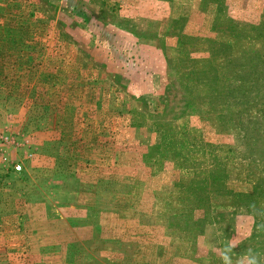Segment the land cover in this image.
<instances>
[{
    "label": "rangeland",
    "instance_id": "obj_1",
    "mask_svg": "<svg viewBox=\"0 0 264 264\" xmlns=\"http://www.w3.org/2000/svg\"><path fill=\"white\" fill-rule=\"evenodd\" d=\"M0 264H264V0H0Z\"/></svg>",
    "mask_w": 264,
    "mask_h": 264
}]
</instances>
